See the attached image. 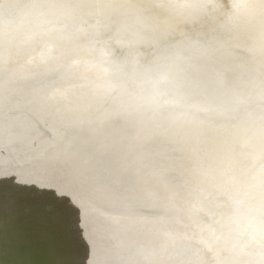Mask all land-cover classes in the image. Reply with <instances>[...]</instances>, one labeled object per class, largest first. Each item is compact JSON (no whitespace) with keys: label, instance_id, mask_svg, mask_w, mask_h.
Wrapping results in <instances>:
<instances>
[{"label":"water","instance_id":"obj_1","mask_svg":"<svg viewBox=\"0 0 264 264\" xmlns=\"http://www.w3.org/2000/svg\"><path fill=\"white\" fill-rule=\"evenodd\" d=\"M186 2L226 23L0 0V264H264V22Z\"/></svg>","mask_w":264,"mask_h":264},{"label":"bare ground","instance_id":"obj_2","mask_svg":"<svg viewBox=\"0 0 264 264\" xmlns=\"http://www.w3.org/2000/svg\"><path fill=\"white\" fill-rule=\"evenodd\" d=\"M79 1L83 2V3L78 4L81 7L91 6L94 3V0H92L93 2L90 0H87V1L79 0ZM124 1L128 3L125 6H127L130 10H133L129 14L131 15L135 14V8L138 7L142 11L146 12L147 15H149L150 22L155 24L154 26L156 27L159 26L160 28H164L166 32H171V31L188 32L186 29H183L182 27L177 26V25L183 24V22L188 19L197 24V27H196L197 29L201 28L203 32L205 31V33H212L214 30H218L219 26L226 23L224 22L225 21L224 18L223 19L220 18L219 15H225L229 10V9L227 10L229 5L225 4L224 5L226 7L225 9H222L224 7L210 9L209 10L210 13H209L207 12V10L203 9L206 7L198 6L197 8V7L184 6V5H191V4H188L186 0H184L183 2H179V3L170 2L169 0H132V1L124 0ZM151 5L154 8H151ZM71 8L72 10L75 11L74 7H71ZM143 9H145L146 11ZM231 9L233 10V12L232 10L229 12L230 20H231L230 23L245 22V21H248L247 23L251 21L264 22V12H263L264 0H250L249 4L245 8L244 6H241L240 8L235 7ZM72 10L69 7V12L67 13L71 15L75 14V13H72L74 12ZM168 13L171 14L170 16L168 15V18H173L172 21H169L168 19L164 18L165 15H167ZM95 17L101 21L99 16L96 15ZM233 25L236 26V24H233ZM206 27L211 28V29L207 30ZM247 27H250V26L248 25ZM263 39H264L263 35L261 36L250 35L249 36L248 32L245 31L241 38H236L234 43H236L237 45H241V46H236L237 48L248 46L252 49H256V48L261 49L262 52L264 53V40Z\"/></svg>","mask_w":264,"mask_h":264},{"label":"snow or ice","instance_id":"obj_3","mask_svg":"<svg viewBox=\"0 0 264 264\" xmlns=\"http://www.w3.org/2000/svg\"><path fill=\"white\" fill-rule=\"evenodd\" d=\"M186 7H198V5H184ZM36 186H44V187H50L52 188V194L55 197H62L63 203L66 205H69L70 209L77 213L79 216L80 213V206L81 201L76 197V195L70 191H68L65 188L60 187L59 185H52V184H45L43 181L40 184H37ZM264 195V194H262ZM260 212L262 215H264V200L260 203ZM79 223V220H78ZM250 226L255 227L256 231L260 234L261 237H264V222L256 223L254 218L250 222ZM83 229L78 228V232L82 233ZM86 243V242H85ZM87 247L89 248V253L91 252V245L87 244Z\"/></svg>","mask_w":264,"mask_h":264}]
</instances>
